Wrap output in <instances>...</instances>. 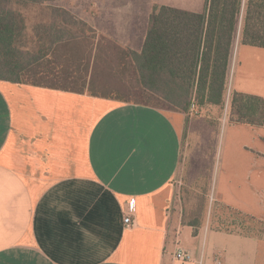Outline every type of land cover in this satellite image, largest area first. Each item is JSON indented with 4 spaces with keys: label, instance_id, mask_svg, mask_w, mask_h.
I'll list each match as a JSON object with an SVG mask.
<instances>
[{
    "label": "crops",
    "instance_id": "1",
    "mask_svg": "<svg viewBox=\"0 0 264 264\" xmlns=\"http://www.w3.org/2000/svg\"><path fill=\"white\" fill-rule=\"evenodd\" d=\"M74 2L80 19L136 52L156 5L208 19L206 0ZM247 3L240 1L226 85L231 75L233 91L261 97L263 119L246 125L254 148L228 152L218 176L221 202L262 222L264 47L242 42ZM190 128L185 111L0 79V264H264L263 229L183 221L174 178ZM179 249L187 260L176 258Z\"/></svg>",
    "mask_w": 264,
    "mask_h": 264
},
{
    "label": "rangeland",
    "instance_id": "2",
    "mask_svg": "<svg viewBox=\"0 0 264 264\" xmlns=\"http://www.w3.org/2000/svg\"><path fill=\"white\" fill-rule=\"evenodd\" d=\"M257 2L259 3V0ZM257 2H254V9L251 8L252 13L248 16L250 24L254 23V19L259 16V13L256 12L259 7L255 6ZM75 3L74 0H64L43 5L21 6L10 2L8 7L13 11L19 28L16 38L19 51L16 55L32 62L35 60L36 54L42 55L48 50L47 57L33 65L34 68H31V71L34 69L41 71L51 66L57 67V70L63 71L59 76L63 74L62 76L68 77L67 73L70 74L67 81L77 79V84H75L77 86L79 83H85L84 91L88 93H92L91 89H98L103 91V93L100 92L101 94L120 100L141 101L143 98H153L154 96H144L140 93V85L132 65L125 59H119V51L106 40L107 37L100 35L89 24L84 26L66 23L62 20L66 19V16L57 15L48 8V6L62 7L80 19L75 11L77 7ZM245 16L246 13L244 19ZM53 24H56L55 29H50ZM259 25H261V20ZM90 27L93 30H90ZM59 29L65 33L66 40L56 41V35L61 34V32H56ZM116 44L124 48L120 43ZM91 50L94 53L93 58L90 57ZM95 52H97L96 55ZM51 56L57 58L60 63L52 60ZM77 65L80 66L79 69L87 65L90 68L93 67L90 82L87 83L88 73L81 75V71L76 73L66 71V67L75 69ZM232 76L235 78L234 73ZM242 76L240 73L237 75L239 78ZM34 77H36L34 81L46 84L58 81L54 76L52 79L40 72ZM88 84H90L89 88ZM232 85L233 83L226 85L222 104L219 105L202 106L198 104L195 93L191 94V103L186 111L191 122V131L185 132L183 164L174 178L176 200L183 221L197 227L264 230V221H251L250 217L240 214L235 210L236 208L231 207L232 205L221 202L222 189L225 186L221 185L218 176L220 163L225 162L226 155L228 152L231 153L234 148L246 145L247 148L253 149L255 146L252 138L254 130L252 131L249 126H246L248 124L236 121L242 114L239 105L243 103V100H239L232 107V97L235 92ZM147 102L153 105L159 104L157 99H150ZM160 106L161 108L175 107L165 101ZM222 151L224 152L223 156H221ZM248 187L251 188L250 186L245 188L248 190ZM261 197L264 199V192L261 193Z\"/></svg>",
    "mask_w": 264,
    "mask_h": 264
},
{
    "label": "trees",
    "instance_id": "3",
    "mask_svg": "<svg viewBox=\"0 0 264 264\" xmlns=\"http://www.w3.org/2000/svg\"><path fill=\"white\" fill-rule=\"evenodd\" d=\"M52 1L56 0H0V79L85 92V83H79L77 86L75 85L77 79L67 81L70 74L67 73L68 77L62 76L63 74L59 76L63 71L57 70V67L51 66L41 71H36V69L31 71V68H34L33 65L47 57L48 50L42 55L36 54L35 60L32 62L16 55L19 51L16 45L19 28L13 11L8 7L9 3L14 2L16 5L25 6L43 5ZM240 1L206 0L207 20H205V13H190L165 5L154 6L149 17L147 35L140 52L123 48L106 39L119 51V59H125L132 65L140 85V93L144 96H154L153 98H143L141 101L123 99L122 101L153 105L147 101L157 99L159 104L153 106L161 107L160 104L165 101L167 104L175 106L171 107L172 109L186 112L191 103V94L195 93L198 104H222L226 91L229 51ZM255 1L258 0H248L247 3L242 42L264 47V0H259V3L255 4L256 7H259L256 12L260 17L255 18L254 23H249L248 16L252 13L251 8L254 9ZM48 8L57 15L66 16L68 19H62L66 23L88 26L82 19H78L62 7L48 6ZM260 20L261 25H259ZM55 25L53 24L50 29H53ZM90 30L93 29L90 27ZM56 32H61L60 35H56V41L59 42L66 38L62 30L59 29ZM93 54V50H91V58H93ZM50 58L58 61L53 56ZM79 67V65L75 66V69L66 67L67 70H65L70 73L81 71V75L88 73L87 83L90 82L93 67L90 68L88 65L82 69ZM38 72L52 79L54 76L58 81H52V84L36 82L34 76ZM87 87L89 88L90 84ZM91 90V94L118 99L103 95L100 93L103 91L98 89ZM239 100H243V103L239 105L242 114L236 121L249 125L262 124L263 99L256 95L234 92L232 107ZM242 110L244 111L242 112Z\"/></svg>",
    "mask_w": 264,
    "mask_h": 264
},
{
    "label": "built area",
    "instance_id": "4",
    "mask_svg": "<svg viewBox=\"0 0 264 264\" xmlns=\"http://www.w3.org/2000/svg\"><path fill=\"white\" fill-rule=\"evenodd\" d=\"M231 83V76H229V81L227 82V84H230ZM130 209L126 210L125 211V215H124V219H123V222L126 226H129L130 224L133 223V220H132V216H133V213H132V208L134 207V199H131L130 200ZM175 256L176 258L178 259H181V260H187L188 259V254L186 251H183V250H177V252L175 253ZM221 262L219 260L216 261V264H220Z\"/></svg>",
    "mask_w": 264,
    "mask_h": 264
}]
</instances>
